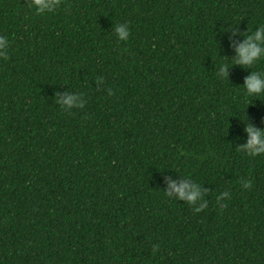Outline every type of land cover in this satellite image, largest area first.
Wrapping results in <instances>:
<instances>
[{
    "label": "trees",
    "instance_id": "trees-1",
    "mask_svg": "<svg viewBox=\"0 0 264 264\" xmlns=\"http://www.w3.org/2000/svg\"><path fill=\"white\" fill-rule=\"evenodd\" d=\"M25 2L0 0V264H264V155L237 151L264 128L241 90L264 60L231 65L264 0ZM181 173L199 213L163 196Z\"/></svg>",
    "mask_w": 264,
    "mask_h": 264
},
{
    "label": "clouds",
    "instance_id": "clouds-1",
    "mask_svg": "<svg viewBox=\"0 0 264 264\" xmlns=\"http://www.w3.org/2000/svg\"><path fill=\"white\" fill-rule=\"evenodd\" d=\"M62 3L63 0H26L25 6L30 13H34L36 16H44L49 13L55 14L54 10L60 9ZM112 34L117 42H126L130 35L128 23L115 24ZM9 45L10 40L0 35V59L6 60L8 58ZM261 60H264V24L257 26L254 32L249 30L248 34L243 36V42L234 49L231 65L245 69L251 68L253 64ZM228 68L227 64L220 63L216 75L221 79L227 78ZM101 79L97 80V84L101 83ZM241 90L245 97L264 95V72L251 71L244 78ZM54 103L65 111L84 107L80 93L55 98ZM244 132L247 135V142L237 151L245 153L248 157L264 155V128L256 129L245 122ZM180 176L183 179L179 184L175 181H167L169 191H164L163 196L170 200L174 195L177 200H183L185 204L192 206L194 213H199L207 207L208 202L202 200L206 193L200 191V183H190L192 179L189 175L181 173ZM249 187L250 182L248 181H245L242 185L243 189ZM228 197L229 193L226 191L216 197V202L221 209L226 206L222 201Z\"/></svg>",
    "mask_w": 264,
    "mask_h": 264
}]
</instances>
